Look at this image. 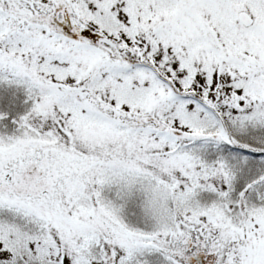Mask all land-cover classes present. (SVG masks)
<instances>
[{
  "label": "snow or ice",
  "instance_id": "snow-or-ice-1",
  "mask_svg": "<svg viewBox=\"0 0 264 264\" xmlns=\"http://www.w3.org/2000/svg\"><path fill=\"white\" fill-rule=\"evenodd\" d=\"M0 264H264V0H0Z\"/></svg>",
  "mask_w": 264,
  "mask_h": 264
}]
</instances>
